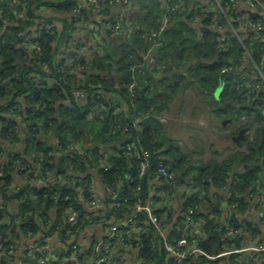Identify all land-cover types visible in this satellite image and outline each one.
<instances>
[{
    "label": "built area",
    "instance_id": "built-area-1",
    "mask_svg": "<svg viewBox=\"0 0 264 264\" xmlns=\"http://www.w3.org/2000/svg\"><path fill=\"white\" fill-rule=\"evenodd\" d=\"M158 3V9L151 13L148 0H77L75 8L65 12L74 20L68 38L58 41L59 50L53 63L61 74L59 81L32 70L27 79L33 89L5 96L10 94V83L0 74V187L9 189L6 196L0 194V264H31L29 259L36 264H158L156 259L144 255L146 247L163 250L164 264H264V178L260 177L252 188L237 195V190L229 186L213 188L199 177L197 170H189L190 161L221 164L237 152L248 153L249 144L255 143L264 129V0H158ZM36 8L35 4L40 19L34 23L22 0H0L3 22L0 43L13 38L17 48L28 53L40 50L42 33H54L53 24L44 21V16L64 15L51 5ZM82 9L87 10L86 16ZM52 21L62 28L61 20ZM18 22L31 25L23 32L10 31ZM190 30L196 44L207 43L211 32L218 34L220 42L236 39L243 43L240 65L229 68L240 70L233 85L241 94L227 123L216 117L213 107L207 104L210 101L206 94L191 87L176 93L170 105L159 112L152 106L138 111L134 101L131 103L139 91L162 92L163 82L171 84L172 79L179 82L187 71L198 67L201 59L197 56L189 61L171 60L168 57L173 51L158 52L161 46L158 40L163 35L179 34L187 38ZM134 35L151 47L144 52L134 50L131 55L134 62L124 73L128 79L120 86L117 84V90H111L103 83L111 76L101 71L95 60L107 50L116 52L123 44L120 40H129ZM245 42L256 45L258 50L253 52ZM255 53L261 54L259 59ZM24 69V64L18 61L15 75ZM112 75L116 77L115 72ZM50 84H59L62 99L55 105L56 113L47 119L46 108L37 102V97L39 90ZM166 93L172 95L171 89L167 88ZM59 106L65 110L78 108L75 114L84 121V125H77L79 136L65 137V147L54 130V119H61ZM28 107L31 117L23 116ZM245 108L251 111L246 112ZM94 123H106L115 138L106 145L99 144L107 148V153H90L98 145L89 127ZM152 123L160 125L162 133L177 144L188 164L175 167L164 158L154 159L140 147L136 135L145 129L154 131ZM30 127L37 140L44 138L51 142L53 150L47 156L57 159L51 168L42 164L44 154H26L25 134ZM241 133L243 137L236 141ZM14 156H19L15 163L18 168L10 173L9 182L5 165ZM61 156H66V163L58 162ZM118 158L124 159L127 168L110 185L102 170L111 168ZM79 159L84 161L83 166ZM144 179L148 192L141 198L139 182ZM137 181L129 196H121L120 189L125 184ZM27 184L50 192L48 198L55 204L48 211L51 219L56 217L59 203L76 201L85 213L80 217L81 213L74 209L65 210L68 217L65 226L54 225L51 220L42 223L40 214L35 213L42 232L20 231V239H13L15 235L10 232L21 228V221L13 222L12 215L20 212L21 203L10 201L8 194L19 192ZM32 195L37 202L42 201L34 191ZM233 221L239 225L235 226ZM65 230L67 236L63 240ZM173 233L179 236H172ZM215 236L221 243L218 251L207 252L199 246V242Z\"/></svg>",
    "mask_w": 264,
    "mask_h": 264
},
{
    "label": "trees",
    "instance_id": "trees-1",
    "mask_svg": "<svg viewBox=\"0 0 264 264\" xmlns=\"http://www.w3.org/2000/svg\"><path fill=\"white\" fill-rule=\"evenodd\" d=\"M7 2H12V0H6ZM26 4L27 14L35 23L37 19H40L34 10V5H37L36 9H39L44 5H51L56 10L61 12L62 16L49 15L44 16V21L53 24L52 34L43 32L41 35L40 47L41 49L33 53H28L27 50L17 48V45L13 43V38L9 39L5 43H0V74L5 76L8 80L10 89V94H5V96H16L17 93H21L27 89H33L31 82L27 79V76L30 71L35 70L42 74L43 77L49 78L50 76L54 77L59 81L61 79V74L53 68V63L55 61L56 52L59 50L58 41L66 40L71 30V21L74 18H69L67 13L70 12L72 8H75V3L77 0H52L47 2L45 0H22ZM150 3L149 11L152 13L158 9L159 3L158 0H148ZM69 3L70 5L66 6L65 4ZM83 16L87 15V10L82 9ZM54 19H59L62 22V28L57 27L52 21ZM31 23L18 22L13 27H10L9 30L12 32H23L30 27ZM3 22L2 16H0V31L2 29ZM153 27V26H151ZM38 32L40 28L38 27ZM217 33H210L207 43L196 44V38L192 30L188 34L187 38L179 34H171L168 37L161 38V46L158 48L160 54H168L169 51H173V55L168 58L173 60H186L189 61L193 57L200 58L198 62V67L195 70H189L186 72L183 78H180L179 82H176L172 79L171 84L163 82L165 90L162 92L154 90L139 91L134 101L135 107L138 111H146L151 106L157 111H162L170 105L173 100V97L179 91H184L186 88L191 87L192 89L198 91L201 94H211V100L213 101L214 113L220 120L229 119V114L232 112L233 107L229 105L225 108L222 107V104L227 101H232L233 104H236L241 91L233 85V79H236V76L233 74H227L224 77L225 86L220 94V100H216L214 93L216 88L219 85V77L223 71H229V68L237 67L240 65L241 56L243 54V43L239 42L236 39L229 40L225 43L220 42L218 39ZM123 44L118 46L116 52L107 50L105 55L102 58H97L95 60L96 66L103 71L104 73L111 76L112 79L109 81H104V85L114 90L116 89L117 84L122 85L128 77H124V73L128 70L129 66L134 62L131 57L134 50L139 49V51L144 52L151 44L143 40L139 35H134L129 40H120ZM204 42V41H203ZM247 46L256 51V45L245 42ZM110 49V48H109ZM254 56L259 59L261 56L260 53H255ZM20 61L24 64L25 69L20 72L19 75H15V64ZM107 62V63H106ZM32 65V66H31ZM48 66V69H44L43 66ZM116 73V77L112 73ZM94 80V78H93ZM26 84L27 86H23ZM167 88H170L172 95L166 93ZM59 84H50L47 87L39 90L37 97V102H42L46 108V113L44 117L47 119L56 113V103L62 99L60 94ZM119 89V87H118ZM3 89L2 91H4ZM117 90V89H116ZM29 105V102H27ZM51 106V107H49ZM241 109V108H240ZM246 109V112H250L251 109ZM77 109L65 110L62 106L58 107L59 116L61 119H54V130L58 138L62 142V146H67L65 137L67 135H80L78 124L84 125V121L80 115H76L78 112ZM25 112V111H24ZM23 116L31 117L32 112L28 107L26 112L23 113ZM98 122V121H95ZM151 125L155 126L154 131L145 129L144 132L140 135H136L140 147L154 157H161L172 163L175 167H179L181 163L186 162L188 164V159L186 160L179 153V148L177 144L170 138H167L163 133L160 125L152 123ZM91 133L94 136L95 142L98 145L91 149L90 153L92 154H104L107 153V148L105 146L113 140L114 136L109 133L106 123H94L89 125ZM17 140L18 138L15 137ZM25 143H26V154L33 155L34 153L40 152L45 155V158L42 160V164L46 168H51V163L57 161L55 157H48L47 154L53 150V146L48 139L42 141L37 140L32 133V128H28L25 134ZM1 154V151H0ZM121 155V154H119ZM121 157V156H119ZM19 159V156L9 157L8 164L5 165L6 170V179L10 182L12 176L11 172H14L18 166L15 164ZM66 156H61L58 159L60 164L66 163ZM156 159V158H154ZM136 162V160L134 159ZM78 163L83 166L84 161L82 159L78 160ZM189 170H197L199 172V177L206 179L207 182L215 189H221L229 186L234 190H237V195H242L245 193L248 188H252L253 184L260 177L264 178V129L259 133V138L255 143L249 144V152H237L234 155H231L228 160L223 163L210 162L206 165L199 164L196 162L190 161ZM127 164L123 158L116 159V164L112 165L111 168L102 170V175L104 176L106 182L110 185H114L115 181L120 178L121 170L126 169ZM19 174V171H18ZM22 174V172H20ZM187 176V174H184ZM30 177V175H29ZM138 181L135 184H125L120 191H122L121 196H129V193L132 192L137 186ZM142 185V192L139 193L138 197H146L148 192V183L146 179L139 182ZM23 188L19 192L9 191L8 198L10 201H18L21 203L20 212L16 215H12L13 222L21 221V228H16L10 233H13L15 237L13 239H20L19 233H26L31 231L33 233L42 232V227L36 221L33 214L39 213V218L45 223L46 220H51L52 224H67V216L65 210L74 209L77 213H81L80 217L85 213L81 205L76 201L59 203L57 204L58 212L54 219L49 217L48 211L54 205L48 196H51L50 192L47 189L32 188L30 185L22 186ZM9 189L6 186L0 187V194L7 195ZM33 191L37 196H40L41 202H37L33 199ZM45 201V203L43 202ZM220 199H218L219 203ZM31 213L32 215L27 216L26 213ZM1 217V213H0ZM235 226L239 224L236 221H233ZM211 227V224L208 223V228ZM2 228H0L1 231ZM67 230L62 234L63 240L66 239ZM172 236L178 237L179 234L173 233ZM148 244V243H147ZM199 246L205 249L207 252H212L213 250L218 251L220 249V240L218 237L212 239L203 240L198 243ZM144 255L150 256L157 260L158 264H164L162 258H164V251L161 249H152L146 247L143 251ZM31 264H36L34 259H29Z\"/></svg>",
    "mask_w": 264,
    "mask_h": 264
},
{
    "label": "water",
    "instance_id": "water-1",
    "mask_svg": "<svg viewBox=\"0 0 264 264\" xmlns=\"http://www.w3.org/2000/svg\"><path fill=\"white\" fill-rule=\"evenodd\" d=\"M240 72V70H229V71H223L219 77V85L218 87L216 88L215 90V93H214V97L215 99L218 101L220 100V94L225 86V82H224V77L227 75V74H233V75H236ZM230 106V107H234V104L232 103V101H227L225 103L222 104V107L225 108L226 106ZM224 123H227V120L224 122ZM243 137V133L240 134V136L238 138H236V141H239L241 138Z\"/></svg>",
    "mask_w": 264,
    "mask_h": 264
},
{
    "label": "rangeland",
    "instance_id": "rangeland-1",
    "mask_svg": "<svg viewBox=\"0 0 264 264\" xmlns=\"http://www.w3.org/2000/svg\"><path fill=\"white\" fill-rule=\"evenodd\" d=\"M211 94H206V98L210 101L211 100V97H210ZM207 104L210 106V107H213V103L212 102H208L207 101Z\"/></svg>",
    "mask_w": 264,
    "mask_h": 264
},
{
    "label": "crops",
    "instance_id": "crops-1",
    "mask_svg": "<svg viewBox=\"0 0 264 264\" xmlns=\"http://www.w3.org/2000/svg\"><path fill=\"white\" fill-rule=\"evenodd\" d=\"M212 103H213V101H212ZM213 105H214V103H213ZM213 112H214V110H213ZM216 115V114H215ZM216 117H217V115H216ZM218 118V117H217ZM227 120V122H229V119H226ZM225 120V121H226ZM224 121V122H225ZM22 249V244H21V247H20V250ZM18 258H19V256L17 255V257L15 258V263H17L18 262Z\"/></svg>",
    "mask_w": 264,
    "mask_h": 264
}]
</instances>
